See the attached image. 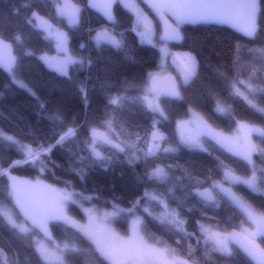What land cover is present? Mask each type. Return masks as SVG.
I'll use <instances>...</instances> for the list:
<instances>
[{
    "label": "snow or ice",
    "instance_id": "snow-or-ice-1",
    "mask_svg": "<svg viewBox=\"0 0 264 264\" xmlns=\"http://www.w3.org/2000/svg\"><path fill=\"white\" fill-rule=\"evenodd\" d=\"M143 2L160 33L137 0H19L0 14L3 87L35 117L0 112V264H264V0ZM200 24L258 46L235 42L207 83L197 55L168 48ZM114 56L139 71L117 75ZM33 61L74 86L81 112L38 95Z\"/></svg>",
    "mask_w": 264,
    "mask_h": 264
},
{
    "label": "trees",
    "instance_id": "trees-1",
    "mask_svg": "<svg viewBox=\"0 0 264 264\" xmlns=\"http://www.w3.org/2000/svg\"><path fill=\"white\" fill-rule=\"evenodd\" d=\"M138 1L143 6L144 10L153 18L157 33H160L161 29L158 20L141 0ZM80 2L84 3V0H80ZM12 3L18 4L19 0H8V3H5L4 0H0V14L10 13L9 5ZM127 16V10L120 9L119 18L121 19L122 24L127 22ZM93 20H95V17H93ZM181 31L184 38L179 43H168V45L173 50L192 52L194 55H197V59L202 62V76L206 79L207 83L211 84L216 83L213 67L228 59L229 50L235 42L239 41L241 44L247 45L248 47L258 46V41L250 43L248 39L243 37V35L224 25H185ZM70 35L72 36L71 46L75 48L81 42L79 34L72 35L70 33ZM129 39H132L131 34L129 35ZM34 43H37V46H43L39 45L38 42L34 41ZM53 52L54 51L50 53ZM156 52V49H151L150 46L144 45L141 46V49L138 51V55L144 61L151 63L154 59H156ZM82 54L85 56L88 55L86 50L83 51ZM113 67L117 75L127 73L131 76L132 73L139 71V68L127 67L120 63L118 61V57L115 56L113 57ZM98 69L99 64L93 69V72L96 73ZM79 75L80 78H83L85 73L81 72ZM100 75L102 76L103 73L101 72ZM25 77L33 85L35 90H37L38 95L47 99L50 103L62 106L69 113H78L82 111L81 98L74 86L67 83L63 79L57 78L42 65L37 64L34 61L31 62L25 73ZM0 93H3V95H0V112H3L4 116L11 115L13 119H16L15 113H19L20 116L26 117L29 121L35 120L32 107L33 102L31 99L23 92L16 91L15 93H12L8 89H5L3 87L2 76H0ZM102 103L103 101L99 94L93 93L91 98L92 108L96 109ZM234 106L237 107L238 110L243 108V104L240 101H236ZM211 107L212 104L209 101L208 109H211ZM13 109H15V113L12 112ZM2 119L3 117H0V120ZM18 123L20 127L24 126L23 120H18ZM194 160L198 163H210V159L207 156L194 157ZM17 174L22 176L35 175L34 173H30L25 170H21ZM93 179L96 180L98 185H106L108 183V177L104 173L94 175ZM113 179L116 180L119 194L121 183L120 178L113 176ZM2 183L3 181H0V185H2ZM0 198H2V196H0ZM222 212L224 215H231V211L224 205H222ZM56 234L59 235L58 230Z\"/></svg>",
    "mask_w": 264,
    "mask_h": 264
},
{
    "label": "rangeland",
    "instance_id": "rangeland-1",
    "mask_svg": "<svg viewBox=\"0 0 264 264\" xmlns=\"http://www.w3.org/2000/svg\"><path fill=\"white\" fill-rule=\"evenodd\" d=\"M137 2L139 3V1L137 0ZM140 7L144 10L143 6L140 4ZM144 12L149 16V18L153 21V18L144 10ZM153 24L155 26V23L153 21ZM168 48L170 49L171 52L173 53H187V52H183V51H178V50H173L170 48V46L168 45ZM50 55H55V52L50 53ZM169 72H172L173 74H175V68L174 66L171 65V57H169Z\"/></svg>",
    "mask_w": 264,
    "mask_h": 264
},
{
    "label": "water",
    "instance_id": "water-1",
    "mask_svg": "<svg viewBox=\"0 0 264 264\" xmlns=\"http://www.w3.org/2000/svg\"><path fill=\"white\" fill-rule=\"evenodd\" d=\"M141 1H142V3L147 7L146 3H144L143 0H141ZM147 8H148V7H147ZM148 9L151 11V13L153 14V16L158 20V17H156L155 13H154L150 8H148ZM158 22H159V21H158ZM224 26H227V27L231 28L232 30L238 32L236 29L232 28L231 26H228V25H224ZM160 29H161V31H162V25H160ZM238 33H240V32H238ZM240 34L243 35L242 33H240ZM180 41H181V40H179V41H171V42H169V43H179Z\"/></svg>",
    "mask_w": 264,
    "mask_h": 264
}]
</instances>
